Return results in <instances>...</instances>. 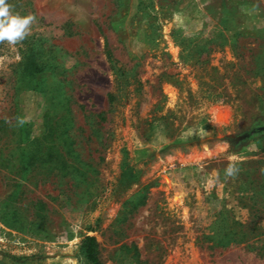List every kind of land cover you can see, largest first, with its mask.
Masks as SVG:
<instances>
[{"label": "rangeland", "instance_id": "374dc122", "mask_svg": "<svg viewBox=\"0 0 264 264\" xmlns=\"http://www.w3.org/2000/svg\"><path fill=\"white\" fill-rule=\"evenodd\" d=\"M7 3L36 23L0 43V264H89L87 235L103 264H264L214 239L264 232V0Z\"/></svg>", "mask_w": 264, "mask_h": 264}, {"label": "trees", "instance_id": "16d2710c", "mask_svg": "<svg viewBox=\"0 0 264 264\" xmlns=\"http://www.w3.org/2000/svg\"><path fill=\"white\" fill-rule=\"evenodd\" d=\"M108 57L112 63H117L114 57L112 56L111 52L108 53ZM65 170H67V165H65V168L63 169V171ZM122 176L124 178L122 185L125 187L131 186L138 181V175L132 172L128 173L124 171ZM262 191H264V187L262 188ZM263 196H264V193H257V195L254 194L251 198L255 199V202H256L255 204H258L262 208H264V199L261 200ZM146 199H147L146 194L144 195L142 194L139 197V199L136 201V203L134 204L133 208L136 209L139 206L145 205ZM259 210L260 208L258 209V211ZM254 217L255 219H258L259 218L258 213H254ZM255 219H252L250 223H247V224L238 223V225L242 228L247 227V225L249 227L251 225H254L257 228H261L263 225ZM214 239H219V242H220L219 244H222V245L242 244V243L251 242L250 244L252 248L256 252L264 255V232L241 230L240 232L224 234L223 236L215 237ZM81 249L83 251L84 257L86 258L89 264H103L99 257L98 243H97L96 237L91 236V235L85 236L81 244Z\"/></svg>", "mask_w": 264, "mask_h": 264}, {"label": "clouds", "instance_id": "9594fccd", "mask_svg": "<svg viewBox=\"0 0 264 264\" xmlns=\"http://www.w3.org/2000/svg\"><path fill=\"white\" fill-rule=\"evenodd\" d=\"M34 23H36L35 15L21 16L13 12V6L8 4L7 0H0V43L7 42L12 46L21 43L31 34ZM229 159L234 160L235 158L230 157ZM238 171L234 163H229L225 169V178H234Z\"/></svg>", "mask_w": 264, "mask_h": 264}]
</instances>
